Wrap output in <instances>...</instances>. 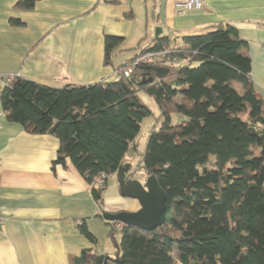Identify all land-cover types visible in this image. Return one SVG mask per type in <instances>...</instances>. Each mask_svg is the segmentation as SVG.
Masks as SVG:
<instances>
[{
    "label": "trees",
    "instance_id": "1",
    "mask_svg": "<svg viewBox=\"0 0 264 264\" xmlns=\"http://www.w3.org/2000/svg\"><path fill=\"white\" fill-rule=\"evenodd\" d=\"M36 1L17 0L15 7L29 10ZM11 23L23 24L13 18ZM123 40L104 36L103 62L115 70L114 80L56 87L15 76L0 93L6 119L58 139L52 168H75L99 217L121 210H107L102 198L108 177L130 150L139 155L138 172L155 176L166 195L163 224L118 228V222L105 220L117 258L104 264H264V107L251 60L240 52L245 41L221 22L179 40L152 37L114 65ZM133 62L124 75L123 67ZM140 92L158 109L142 149L139 132L153 112ZM172 113L184 118L172 123ZM78 229L95 243L85 220ZM96 256L95 248L84 249L73 261L94 264Z\"/></svg>",
    "mask_w": 264,
    "mask_h": 264
},
{
    "label": "crops",
    "instance_id": "2",
    "mask_svg": "<svg viewBox=\"0 0 264 264\" xmlns=\"http://www.w3.org/2000/svg\"><path fill=\"white\" fill-rule=\"evenodd\" d=\"M16 1L0 0V73L56 87L114 80L115 70L103 62L104 36L125 40L142 7L144 35L148 21L152 33L159 28L177 40L221 22L234 26L245 41L240 52L251 60L264 107V0H204L183 14L172 0H135V10L134 0H38L29 10L15 7ZM12 18L23 24H12ZM120 50L121 45L114 57ZM58 147L52 135L31 133L6 118L0 125V264H78L73 258L91 248L115 255L110 226L97 216L82 176L70 163L52 168ZM136 176L145 179L141 172ZM102 204L107 210L140 207L120 194L115 174L108 177ZM82 220L95 243L79 231Z\"/></svg>",
    "mask_w": 264,
    "mask_h": 264
},
{
    "label": "water",
    "instance_id": "3",
    "mask_svg": "<svg viewBox=\"0 0 264 264\" xmlns=\"http://www.w3.org/2000/svg\"><path fill=\"white\" fill-rule=\"evenodd\" d=\"M161 30H155L154 37L160 34ZM131 167L122 164L115 172L116 180L119 185L120 194L124 197L137 199L140 207L135 211H106L102 213L105 220L130 224L144 229H152L163 224L165 220V201L166 195L154 175L146 176L141 181L136 173L129 172ZM129 172V173H128ZM111 257L99 254L94 258V264H102ZM117 258V254L114 256Z\"/></svg>",
    "mask_w": 264,
    "mask_h": 264
},
{
    "label": "rangeland",
    "instance_id": "4",
    "mask_svg": "<svg viewBox=\"0 0 264 264\" xmlns=\"http://www.w3.org/2000/svg\"><path fill=\"white\" fill-rule=\"evenodd\" d=\"M133 8L135 10V0L133 3ZM141 10H142V7H140V10H139V13L137 16L138 17L137 20L134 19V26H133V30H132L131 34L127 38H125L124 42L121 44V50L113 58L115 64H118L119 62H121L122 58H124V57H122V55H125L128 57V56H132V55L136 54L140 48L148 45L150 43V40L152 39V37H154L155 32L153 30V33H152V29H154V28L151 27L150 21H148L149 25L147 24V26H148V28L146 30L147 35H144L145 31L141 28L143 25L144 15L140 14ZM149 19H150V17H149ZM150 29H151V31H150ZM143 35H144V37H142ZM139 94H140V98L144 102V104H146L150 108V110H152V112H153L152 115H149L148 117L144 118L142 126H141V130L139 132L138 147H139V149H142L144 147V144H145L146 131L148 129V126L152 123V121H154V115L156 116L158 114V109H157L155 102L153 101V99L149 95L145 94L144 92H140ZM183 118L184 117L180 114H176V113L171 114V122L172 123H178ZM126 161L131 165V167L133 168V170L135 172L136 169L138 168V162H139L138 153H136L133 150H130L126 155ZM136 173H138V169H137ZM120 237H121V234H120V232H118L116 234V241L117 242H119Z\"/></svg>",
    "mask_w": 264,
    "mask_h": 264
},
{
    "label": "built area",
    "instance_id": "5",
    "mask_svg": "<svg viewBox=\"0 0 264 264\" xmlns=\"http://www.w3.org/2000/svg\"><path fill=\"white\" fill-rule=\"evenodd\" d=\"M175 11L178 14H183L186 11H191L195 9H199L202 7L204 0H172ZM173 39H178V36ZM159 53H147L144 56H158ZM177 60H174L173 62H176ZM134 66L133 63H129L126 66L123 67L122 71L124 75H128L132 71V68ZM17 75L9 74V73H0V93L4 87H6L9 82ZM6 118V109L3 107L0 99V125ZM104 177L103 174H100L99 176L96 177L95 182L97 185H100L102 183V178ZM3 217L0 214V223L2 222ZM121 223H118L116 226L119 228Z\"/></svg>",
    "mask_w": 264,
    "mask_h": 264
}]
</instances>
